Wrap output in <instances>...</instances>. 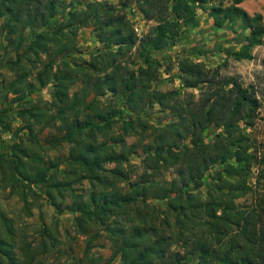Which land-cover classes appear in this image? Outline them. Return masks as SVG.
<instances>
[{
    "label": "trees",
    "instance_id": "trees-1",
    "mask_svg": "<svg viewBox=\"0 0 264 264\" xmlns=\"http://www.w3.org/2000/svg\"><path fill=\"white\" fill-rule=\"evenodd\" d=\"M243 1L211 5L207 12L216 28L239 21L249 31L234 53L237 59L249 57L248 50L264 37L263 15L248 14ZM207 2L93 0L76 8L78 0H0V32L15 54L7 60L16 75L8 84L12 99L24 104L23 117L40 123L38 132L49 129L52 147L70 144L71 172L88 183L63 208L50 190L48 197L59 211L78 213L82 234H105L108 261L118 259L112 264H264V145L244 131L259 115L253 87L189 56L176 64L182 95L152 86L161 63L151 53L173 45L181 26L197 25L196 9ZM132 5L152 21L140 36L127 15ZM83 27H92L101 47L77 62L70 57ZM48 84L50 102L25 100ZM155 104L171 119L134 130L135 119ZM123 115L128 119L117 124ZM210 125L220 130L206 141ZM131 155L139 161L131 162ZM211 168L215 174L203 194ZM170 169L173 177L167 179ZM37 177L44 179L41 172ZM65 186L51 184L60 192ZM240 198L249 203L239 204ZM0 222V264H43L38 256L46 251L18 245L12 220L1 208Z\"/></svg>",
    "mask_w": 264,
    "mask_h": 264
},
{
    "label": "rangeland",
    "instance_id": "rangeland-1",
    "mask_svg": "<svg viewBox=\"0 0 264 264\" xmlns=\"http://www.w3.org/2000/svg\"><path fill=\"white\" fill-rule=\"evenodd\" d=\"M69 1V0H67ZM93 0H78L76 8H84L87 2ZM117 4L119 0H97ZM227 5L230 0H208L203 7H198V24L181 26V31L173 45L164 47L151 53L152 58L160 61V75L152 86L163 90H181L180 79L176 68L178 58L189 56L195 61H202L209 67H219L223 76H237L245 86L253 87L256 97L260 101L259 115L252 127L245 126L244 131L257 146L264 145V37L262 43L251 47L249 57L237 59L235 52L246 42L249 31L241 28L239 21L216 28L208 16L211 5ZM241 6L250 15L261 13L264 24V0H244ZM135 32L140 36L145 33L152 21L140 14L133 5L127 9ZM1 27V22H0ZM76 45L78 51L70 58L81 62L88 60L90 54L101 47L94 36L92 27H83L77 34ZM14 59L15 54L6 45L4 35L0 32V208L12 220L14 232L12 236L17 244H30L32 247L41 246L46 252L38 256L43 264H112L118 259L109 260L111 254L110 241L102 232L91 230L82 234L77 228L76 212L70 210L59 211L47 190L53 194L54 200L63 208L71 203V193H79L87 186V180H80L79 173L71 172L67 157L70 144L62 142L52 147L48 141L49 129L38 132L40 123L21 115L24 106L19 100H14L9 91V83L16 77L13 67L7 63ZM69 58V57H68ZM24 68L33 74L34 70L23 63ZM31 77V76H30ZM78 84L73 86V90ZM180 91V95L183 94ZM53 88L51 84L40 90L25 95V100H52ZM198 93V90H194ZM43 105V104H41ZM168 111H161L155 104L143 112L141 118H136L132 127L137 130L141 124H164L171 119ZM135 117V116H134ZM128 119L125 115L122 120ZM220 128L210 125L204 133L206 141L212 140ZM130 161L137 163V155H131ZM109 167L113 164L108 165ZM44 175L43 180H36L37 173ZM256 167L250 178L256 174ZM215 174L211 168L205 176L201 191L204 194L207 183ZM170 179L173 172L165 173ZM55 182H65L61 192L51 187ZM237 202L247 205L249 199L240 198ZM161 208L164 203H158ZM0 230L3 228L0 222ZM94 232V233H93ZM96 235L91 239V235ZM91 239L92 247L87 248L86 241ZM87 249V250H86Z\"/></svg>",
    "mask_w": 264,
    "mask_h": 264
}]
</instances>
